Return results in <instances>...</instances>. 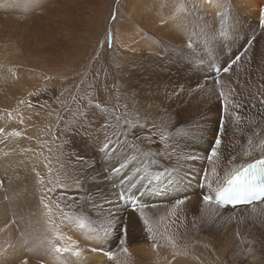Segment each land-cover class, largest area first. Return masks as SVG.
Instances as JSON below:
<instances>
[{"label":"rangeland","instance_id":"374dc122","mask_svg":"<svg viewBox=\"0 0 264 264\" xmlns=\"http://www.w3.org/2000/svg\"><path fill=\"white\" fill-rule=\"evenodd\" d=\"M262 16L238 0H0V264H264V206L218 211L205 187L206 146L263 119ZM48 41L50 76L19 74L38 87L15 102L14 66L40 68L28 49ZM145 160L170 168V197L136 209L120 190L125 209L100 210Z\"/></svg>","mask_w":264,"mask_h":264},{"label":"bare ground","instance_id":"6f19581e","mask_svg":"<svg viewBox=\"0 0 264 264\" xmlns=\"http://www.w3.org/2000/svg\"><path fill=\"white\" fill-rule=\"evenodd\" d=\"M257 1L261 0H238V3L246 10H249L251 13H254L258 18L263 19V7H260L257 5ZM264 2V0H263ZM240 7V6H239ZM21 8V7H20ZM6 9V8H5ZM29 9V8H27ZM26 11V9H25ZM100 13H98L95 18L99 17ZM94 18V19H95ZM117 39V35H115ZM62 44L64 43V38H61ZM34 39L32 38L29 42H33ZM27 50V49H26ZM30 50V56H39V59L35 60V63L40 67L36 70L29 68L25 71L22 69H18L14 65L17 63H21L23 61V57H19L14 55V59L6 58L11 63H14V73H15V82L13 83V86L11 87V90L13 92H6V95H16L14 97L15 102H19L18 99H25L28 96H30L33 93V89L35 87H38V81L36 79H32L29 81V83H25L23 79H20L19 74H25L27 76H38L40 75L43 80H47L48 76H50L51 69L50 67L53 65L54 61L52 58L53 51L56 50L54 42H45L41 45H37L34 47L29 48ZM0 56H4V54H0ZM55 56V55H54ZM42 68V69H41ZM33 78V77H32ZM138 96V95H137ZM136 105V104H135ZM134 108V107H133ZM263 119L258 121V126L252 125L253 130H248L245 134V136H240L241 141L233 144V145H226V144H218L214 142H210L206 148L207 151L211 152V156L208 159V163L211 166V168H214V171L208 178V180L205 182V187L207 188V191L210 196V203L213 206L214 209L219 210H227L230 209V206H223L219 203L215 202L212 196L213 191L217 190L226 179L229 178L230 175L235 173L238 169L244 167L247 164L253 163L256 160H260L264 162V115L262 116ZM261 118V117H260ZM243 138V139H242ZM244 142H247V146L254 147L253 150H249L248 148L244 147L242 144ZM214 144V145H213ZM253 165V164H252ZM108 168L106 166H102V168L97 169V174L99 175L100 171L102 172V176H100L101 179H105L108 175L105 172L108 171ZM175 171L174 169H172ZM109 174L111 173L108 171ZM170 168H163L157 164H154L150 160H145L143 163V168L139 170L138 172H131L127 173L123 177L119 179V176H115L119 183L118 186L115 188H112L111 190L105 192L103 195H101L95 205L100 210H110L111 209H125L122 205H124L123 202L118 203V200L121 199L123 192L121 193L120 190L124 191L125 195V205L130 206V208H145L147 207L146 203L148 201H156L151 206H154L156 204L160 205L161 201L167 199L170 197V194L168 193L172 191V188L168 186V180L170 176ZM178 172V171H177ZM182 176H180V179L185 181V185H181L180 188H182V191H186V188H189L190 186L194 185V182H191L190 180H187L188 174L186 172H180ZM112 173L110 174V176ZM179 181V179L177 180ZM177 181L175 183H177ZM175 183H173L175 185ZM180 184H182L180 182ZM190 184V186H189ZM131 188L134 189V192L131 194L128 193V190H131ZM145 194V195H144ZM161 195H167L166 197H160ZM124 197V196H123ZM138 197H141V199L145 202H142L143 206L139 207V203H136L135 201H139ZM133 207H132V205ZM201 204V202L196 203V206ZM202 205V204H201ZM260 205L264 206V201H261L259 203H252L249 205H235L233 209H239V210H247V211H254L255 208ZM150 206V207H151ZM195 206V207H196ZM256 208V209H257ZM114 211V210H113ZM119 222H121L119 220ZM15 232H12L9 236H12ZM9 242V240H5V243ZM104 254H93L90 259L94 260L96 263L102 262L106 257Z\"/></svg>","mask_w":264,"mask_h":264},{"label":"built area","instance_id":"2783aa9c","mask_svg":"<svg viewBox=\"0 0 264 264\" xmlns=\"http://www.w3.org/2000/svg\"><path fill=\"white\" fill-rule=\"evenodd\" d=\"M191 57H192V60L194 61V58H193V55L191 54ZM217 72V71H216ZM218 72H220L219 70H218ZM220 74H221V72H220Z\"/></svg>","mask_w":264,"mask_h":264},{"label":"clouds","instance_id":"9594fccd","mask_svg":"<svg viewBox=\"0 0 264 264\" xmlns=\"http://www.w3.org/2000/svg\"><path fill=\"white\" fill-rule=\"evenodd\" d=\"M217 71H218V69H217Z\"/></svg>","mask_w":264,"mask_h":264},{"label":"crops","instance_id":"0c3cea01","mask_svg":"<svg viewBox=\"0 0 264 264\" xmlns=\"http://www.w3.org/2000/svg\"><path fill=\"white\" fill-rule=\"evenodd\" d=\"M188 34V33H187Z\"/></svg>","mask_w":264,"mask_h":264}]
</instances>
